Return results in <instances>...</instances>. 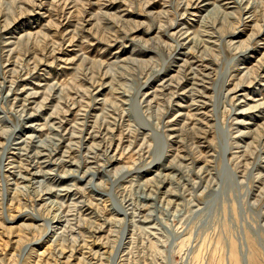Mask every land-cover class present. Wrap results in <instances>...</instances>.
Returning a JSON list of instances; mask_svg holds the SVG:
<instances>
[{
  "label": "rangeland",
  "instance_id": "obj_1",
  "mask_svg": "<svg viewBox=\"0 0 264 264\" xmlns=\"http://www.w3.org/2000/svg\"><path fill=\"white\" fill-rule=\"evenodd\" d=\"M0 264H264V0H0Z\"/></svg>",
  "mask_w": 264,
  "mask_h": 264
}]
</instances>
